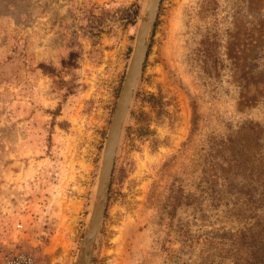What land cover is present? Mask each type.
Segmentation results:
<instances>
[{"label":"rangeland","instance_id":"1","mask_svg":"<svg viewBox=\"0 0 264 264\" xmlns=\"http://www.w3.org/2000/svg\"><path fill=\"white\" fill-rule=\"evenodd\" d=\"M148 0H0V258L79 264ZM91 264H264V0H162Z\"/></svg>","mask_w":264,"mask_h":264},{"label":"water","instance_id":"2","mask_svg":"<svg viewBox=\"0 0 264 264\" xmlns=\"http://www.w3.org/2000/svg\"><path fill=\"white\" fill-rule=\"evenodd\" d=\"M161 2L162 0L147 1L144 18L140 22L138 28L137 40L131 63L126 73L108 130L97 188V202L93 207L89 227L85 231L83 237L79 264H91L92 247L97 239L105 217L109 197L108 193L113 178L118 148L122 138L123 126L147 59L151 37L158 19Z\"/></svg>","mask_w":264,"mask_h":264},{"label":"built area","instance_id":"3","mask_svg":"<svg viewBox=\"0 0 264 264\" xmlns=\"http://www.w3.org/2000/svg\"><path fill=\"white\" fill-rule=\"evenodd\" d=\"M0 264H36V261L29 254L16 253L1 257Z\"/></svg>","mask_w":264,"mask_h":264}]
</instances>
